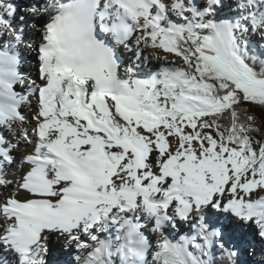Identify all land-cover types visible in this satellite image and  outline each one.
<instances>
[{
	"label": "snow or ice",
	"instance_id": "1",
	"mask_svg": "<svg viewBox=\"0 0 264 264\" xmlns=\"http://www.w3.org/2000/svg\"><path fill=\"white\" fill-rule=\"evenodd\" d=\"M143 49L181 63L141 77ZM53 237L68 264H240L264 245V0H0V264H49Z\"/></svg>",
	"mask_w": 264,
	"mask_h": 264
},
{
	"label": "rangeland",
	"instance_id": "2",
	"mask_svg": "<svg viewBox=\"0 0 264 264\" xmlns=\"http://www.w3.org/2000/svg\"><path fill=\"white\" fill-rule=\"evenodd\" d=\"M30 1V0H29ZM28 0H26V2H29ZM33 1L36 3V2H39V3H43L45 0H32L31 2L33 3ZM19 2V0H18ZM48 2H50V0H48ZM25 10L23 8H21V12H24ZM26 15L28 16V18H33V16L31 15V13H26ZM21 27L23 28V24L21 25ZM30 30L28 28H24V33H23V43L21 44H32V40H31V37H32V33L30 34L29 32ZM123 49V48H122ZM19 50L20 52L18 54H20V57H21V64H20V70L22 72V75H24L27 79L28 76L26 75V73L22 70H25L27 69V67L29 68H32L33 70L36 71L37 69V66H29L28 64H32L34 63L31 59H30V48L29 47H26V46H21L19 45ZM128 54V61L130 60L131 62H135V64H137V58L135 57L134 53H126ZM127 60V59H126ZM179 61V60H178ZM125 62V61H124ZM127 62V61H126ZM149 62L148 61H144L143 57L139 58V64H138V69L141 68V65L143 66L142 69H144L146 72H149L148 70L150 69V71H155L157 70L159 67H160V64L158 62H155V63H150V67H146L145 68V65H147ZM181 62L179 61V64ZM127 64V63H126ZM134 64V65H135ZM125 65V63H124ZM128 66H132L131 65H128ZM148 68V69H147ZM121 70L124 71L123 68H121ZM140 75L141 77H143L145 74L147 73H143V71H140ZM32 81V80H31ZM34 106V105H33ZM22 112L25 114L28 115V117L25 118V123H26V127H27V130L29 131V133H31V130H30V127H29V124L27 123V120H30V121H33L31 120V117L34 115L32 113V111L29 109V106L25 105L24 108L22 109ZM21 149V148H20ZM181 227L175 229V233H174V237H173V242H175L176 240L179 239V236L181 235H184L186 234L185 236H188L190 237L193 233H191L190 231L193 232V230H190V227L188 225H184L182 226V229L185 230V233H181L180 231ZM148 233V238L151 240L152 242V246L153 248L155 247V244H156V241H157V237H158V234H156V236L154 237H151V234L149 232H146ZM173 233H171V236H168V237H172ZM176 236V237H175ZM87 242V241H85ZM255 243H259V241H252V238L249 237L248 238V243L244 246H242L241 248V255H240V264H261L262 261H264V245H262V247H260L259 250H255V247H254V244ZM261 245V244H260ZM71 251V255H75V249H74V246L71 250H69L67 247H65V245H60L56 248H52V251H51V255H50V259L52 258V260H56L59 264H68L69 260H70V255H69V252ZM0 259H3V254L0 253ZM7 259H11L10 257L7 258ZM147 259L149 260V264H151V256L149 255L147 257Z\"/></svg>",
	"mask_w": 264,
	"mask_h": 264
},
{
	"label": "bare ground",
	"instance_id": "3",
	"mask_svg": "<svg viewBox=\"0 0 264 264\" xmlns=\"http://www.w3.org/2000/svg\"><path fill=\"white\" fill-rule=\"evenodd\" d=\"M29 1V0H28ZM32 0H30L29 1V3H32L31 2ZM45 2V1H44ZM33 3H35L34 1H33ZM40 19V17H38V16H36V17H33V18H28V20H27V23L26 24H23V29L24 28H28L30 31V34L32 33V37H31V40H32V45H39V43H40V38H39V35H38V33H37V31L36 30H33V24H36L37 23V21ZM21 46L23 45V46H26V47H29V45H27V44H20ZM30 48V50H29V52H30V59L33 61V60H35L36 59V55L38 54L36 51H34L31 47H29ZM117 51H118V53L120 54V60H121V62L124 64L125 63V66H128V65H134L135 64V62H131L130 60L128 61V54H126V53H132V52H128V51H125L124 49H117ZM19 52H20V50H19ZM143 54L145 55V56H148V57H150V59H149V62H148V64L147 65H145V68L146 67H150V63H151V65H152V63H155V62H158L159 64H160V66L164 63V57H167V60L169 61V62H171V61H173V60H175L176 61V63L177 64H179V61H178V59L177 58H175L172 54H166V53H163V52H160V53H158V54H156V53H153L152 52V50H150V49H143ZM20 55V54H19ZM127 59V60H126ZM37 60V59H36ZM125 61V62H124ZM127 61V62H126ZM37 62V61H36ZM127 63V64H126ZM29 66H35V63H32V64H28ZM136 65V64H135ZM139 67V66H138ZM142 65H141V68L139 69L140 71H143V73H148V72H146L144 69H142ZM38 68H39V64H38V66H37V69H36V71L35 70H33L32 68H28L27 67V69H25V70H22V71H24L25 73H26V75L28 76V80H29V82H31V80H35L36 81V83L37 84H39L40 83V80H39V71H38ZM147 68V69H148ZM148 71H150V69L148 70ZM120 72H121V75H122V77L123 78H127L126 76H123V73H124V71L123 70H120ZM140 73V72H139ZM32 104L33 105H35L36 104V101H35V99H33V101H32ZM29 109L32 111V113L34 114V111H33V108L32 107H29ZM24 114V113H23ZM24 116H25V118L26 117H28V115L25 113L24 114ZM27 123L29 124V127H30V130H31V126L35 123V121H30V120H27ZM26 151H28V149H25L24 147H21V149H20V152L21 153H24V152H26ZM13 177H15V179H19V177L18 176H16L15 175V170H13L10 174H9V178L11 179V178H13ZM13 188H15V184H13ZM17 195L19 196V198H21V199H23V193L22 192H19V193H17ZM190 230H193L191 227H190ZM180 231H181V233H185V230H183L182 228L180 229ZM194 231V230H193ZM146 232H149L150 234H151V237H154V236H156V233H153V232H151V230L150 229H146V231H145V233ZM191 233H193L192 231H190ZM171 233H173L172 235V237H168L170 240H174L173 239V237H174V233H175V230H172V229H166L165 230V234L167 235V236H171ZM149 235V234H148ZM186 234H184V236H185ZM193 235V234H192ZM191 235V236H192ZM190 236V237H191ZM176 237V236H175ZM158 238V237H157ZM65 245V242L63 241V240H59V241H57V239L55 238V237H53L52 238V240L49 242V252H50V254H49V257H48V259H49V264H59L56 260H52V258L50 259V255H51V251H52V248H56V247H58V246H60V245ZM254 247H255V250H259L260 249V247H262V245H260V244H258V243H255L254 244ZM1 258V257H0Z\"/></svg>",
	"mask_w": 264,
	"mask_h": 264
}]
</instances>
